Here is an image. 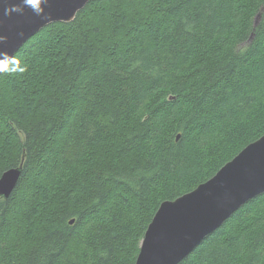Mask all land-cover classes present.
<instances>
[{
	"label": "trees",
	"instance_id": "16d2710c",
	"mask_svg": "<svg viewBox=\"0 0 264 264\" xmlns=\"http://www.w3.org/2000/svg\"><path fill=\"white\" fill-rule=\"evenodd\" d=\"M263 134L264 0L89 1L0 72V264H134L159 204ZM178 264H264V192Z\"/></svg>",
	"mask_w": 264,
	"mask_h": 264
},
{
	"label": "water",
	"instance_id": "95a60500",
	"mask_svg": "<svg viewBox=\"0 0 264 264\" xmlns=\"http://www.w3.org/2000/svg\"><path fill=\"white\" fill-rule=\"evenodd\" d=\"M88 1L0 0V72L29 36L48 23L72 20ZM259 20L260 13L254 25ZM21 172L22 164L1 174V198L8 199ZM262 192L264 135L207 181L174 200L163 201L144 232L134 264H178L233 212Z\"/></svg>",
	"mask_w": 264,
	"mask_h": 264
},
{
	"label": "bare ground",
	"instance_id": "6f19581e",
	"mask_svg": "<svg viewBox=\"0 0 264 264\" xmlns=\"http://www.w3.org/2000/svg\"><path fill=\"white\" fill-rule=\"evenodd\" d=\"M89 1H92V0H89ZM89 1H88V2H89ZM88 2H86L85 5H86ZM85 5H84V6H85ZM84 6H83V7H84ZM81 9H83V8H81ZM81 9H79V11H80ZM79 11H78V12H79ZM78 12H77V13H78ZM77 13H76V14H77ZM76 14H75V16H76ZM75 16L73 17V19L75 18ZM73 19H72V20H73ZM72 20H69V21H66V22H62V23H69V22H71ZM48 24H51V23H48ZM48 24H47V25H48ZM41 29H42V28H41ZM41 29H40V30H41ZM40 30H39V31H40ZM39 31H38V32H39ZM36 33H37V32H36ZM36 33H34L33 35H35ZM33 35H31V36H33ZM31 36H29V37H28V38H27V39L21 44V46L15 51V53H16V52H17V51L23 46V44H24V43H25V42H26ZM15 53L13 54L12 58L14 57ZM12 58H11V59H12ZM11 59H10V60H11ZM10 60H9V61H10ZM9 61H8V62H9ZM6 64H7V63H6ZM6 64H5V65H6ZM5 65H4V66H5ZM4 66H3V68H4ZM3 68H2V69H3ZM2 69H1V71H2ZM263 135H264V134H263ZM261 136H262V135H261ZM261 136H260V137H261ZM260 137H259V138H260ZM259 138H257V139H259ZM257 139H256V140H257ZM256 140H254V141H256ZM254 141H253V142H254ZM251 143H252V142H251ZM249 144H250V143H249ZM247 145H248V144H247ZM247 145H246V146H247ZM246 146H245V147H246ZM243 148H244V147H243ZM243 148H242V149H243ZM242 149H241V150H240V151H239L234 157H236V156L242 151ZM232 159H233V158H232ZM232 159H230V160H232ZM230 160H229V161H230ZM227 162H228V161H227ZM227 162H226V163H227ZM21 164H22V163H21ZM224 164H225V163H224ZM224 164H223V165H224ZM223 165H222V166H223ZM18 166H19V165H18ZM18 166H16V167H18ZM222 166H221V167H222ZM221 167H220V168H221ZM11 168H14V167H11ZM220 168H219V169H220ZM8 169H10V168H8ZM8 169H6V170H8ZM219 169H218V170H219ZM6 170H5V171H6ZM218 170H217V171H218ZM217 171H216V172H217ZM3 172H4V171H3ZM3 172H2V173H3ZM216 172H215V173H216ZM2 173H1V174H2ZM215 173H214V174H215ZM214 174H213V175H214ZM213 175H212V176H213ZM0 176H1V175H0ZM212 176H211V177H212ZM211 177H210V178H211ZM207 180H208V179H207ZM207 180H206V181H207ZM204 182H205V181H204ZM202 183H203V182H202ZM200 184H201V183H200ZM198 185H199V184H198ZM198 185H197V186H198ZM197 186H196V187H197ZM196 187H195V188H196ZM13 189H14V188H13ZM193 189H194V188H193ZM193 189H192V190H193ZM190 191H191V190H190ZM188 192H189V191H188ZM186 193H187V192H186ZM184 194H185V193H184ZM260 194H261V193H260ZM182 195H183V194H182ZM180 196H181V195H180ZM178 197H179V196H178ZM0 198H1V197H0ZM175 199H176V198H175ZM251 199H252V198H251ZM173 200H174V199H173ZM249 200H250V199H249ZM165 201H166V200H165ZM162 202H163V201H162ZM162 202H161V203H162ZM161 203H160V204H161ZM160 204H159V205H160ZM158 207H159V206H158ZM158 207H157V209H158ZM157 209H156V210H157ZM155 212H156V211H155ZM155 212H154V213H155ZM153 215H154V214H153ZM152 217H153V216H152ZM151 219H152V218H151ZM150 221H151V220H150ZM148 224H149V223H148ZM147 226H148V225H147ZM146 228H147V227H146ZM217 228H218V227H217ZM213 231H214V230H213ZM143 235H144V234H143ZM142 238H143V237H142ZM140 243H141V242H140ZM198 244H199V243H198ZM139 247H140V246H139ZM194 248H195V247H194ZM194 248H193V249H194ZM191 251H192V250H191ZM138 252H139V250H138ZM189 253H190V252H189ZM189 253H188V254H189ZM137 254H138V253H137ZM188 254H187V255H188ZM187 255H186V256H187ZM136 256H137V255H136ZM186 256H185V257H186ZM135 259H136V258H135ZM134 263H135V262H134Z\"/></svg>",
	"mask_w": 264,
	"mask_h": 264
}]
</instances>
